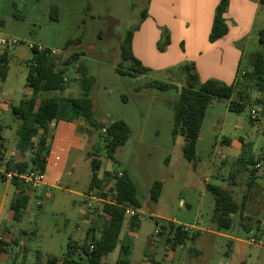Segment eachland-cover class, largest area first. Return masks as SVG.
Here are the masks:
<instances>
[{
	"label": "rangeland",
	"instance_id": "rangeland-1",
	"mask_svg": "<svg viewBox=\"0 0 264 264\" xmlns=\"http://www.w3.org/2000/svg\"><path fill=\"white\" fill-rule=\"evenodd\" d=\"M157 2L0 0V34L20 40L17 49L12 50L6 85L17 88L25 79L19 52L31 55L28 44H42L59 51V65L69 63L66 88L42 93V97H56L61 102L81 97L83 87L77 69L85 68L88 76L95 80L91 91L94 119L104 123L124 120L131 128L130 137L118 149V161L114 162L107 154L105 130L88 125L83 132L85 140L81 142L87 144V151L73 150L71 161H74L76 170L72 176L65 177L60 187H43L39 191L15 178L22 183L21 189L31 195V201L19 221H7L11 202L16 196L13 193L15 179L9 181L6 177L4 182H0V206H4L0 221L2 241L5 242L0 264H30L36 261L38 253L42 260L50 256L63 257L69 242L79 239V232L86 223L94 228V233L104 226V208L109 201L97 191H93L90 197L87 191L94 160L100 162L98 172L106 183L104 192H109L114 184L109 173L121 175L128 171L136 185L141 209L135 208L138 213L134 217L126 215L122 233L123 238L132 218L140 221L136 244L128 254L132 263L155 259L163 264H181L185 259L188 263L193 260L194 264H264V237H259L257 231H244L239 226V213L234 215V225L230 230H218L214 220L215 197L207 189L210 183L232 191L238 204H242L245 192L242 183L246 182L247 172L255 169V165L248 160L243 162L241 155L245 153L247 159L251 156L257 158L264 150V116L255 122L250 119L252 107L263 108L256 102L259 92L254 89L247 95L242 112L231 111L227 99H213L198 141L195 168L194 163L183 156L184 137L174 133V104L179 98V88L186 83L180 68L163 71L148 67L150 71L143 75H121L118 72V68L128 70L131 65L122 60L121 47L127 33L130 30L135 33L147 21H157V16L150 11ZM53 5L58 6V20L51 17ZM263 29L262 5L255 14L251 33L254 41L246 46L242 71L251 68L255 52L264 51L258 40V31ZM166 31L167 28L163 29L162 37L167 36ZM162 43L155 44L156 52L161 51ZM154 80L172 85L165 90L149 87L148 83ZM233 99L237 100L235 95ZM235 130L246 136L245 152L233 146L220 147V140L225 136L231 137ZM9 137L7 149L14 144L13 137ZM157 181L163 184V188L155 202L150 199V189ZM84 193L88 195L85 199ZM84 200L87 214L82 204ZM261 216L264 223V213ZM156 220L159 223L171 220L183 224L189 230L186 243L178 250L173 249L168 233L160 232ZM224 235L240 242L231 241ZM252 240L255 241L252 243ZM120 249L119 244L108 255L110 259L106 264L117 261Z\"/></svg>",
	"mask_w": 264,
	"mask_h": 264
},
{
	"label": "trees",
	"instance_id": "trees-1",
	"mask_svg": "<svg viewBox=\"0 0 264 264\" xmlns=\"http://www.w3.org/2000/svg\"><path fill=\"white\" fill-rule=\"evenodd\" d=\"M91 1V0H89ZM264 6V0H261ZM230 5V0H221L216 8L215 18L210 34V41L216 42L228 33L225 20V13ZM58 6L53 5L51 17L58 20ZM145 17V13L143 15ZM134 31L127 33L122 43V60L130 62L128 70L118 68L121 75L147 74L150 70L134 56L132 50ZM260 42L264 45V29L260 31ZM169 44L167 38L159 49L165 50ZM34 56L29 66L26 87L31 90L29 97L21 100L18 106L13 107L12 112L17 119V142L12 158L4 161V143L0 138V168L8 171L24 172L28 169L44 170L49 154L48 134L50 124L58 120H74L84 118L94 129L105 130V141L108 157L117 162L116 154L121 146H124L131 134V128L124 120H117L111 123L99 122L94 119V103L91 98V91L95 84L94 78L88 76L85 68H78L77 73L81 78L83 95L78 98H70L67 101H59L56 97H42V93L51 91H62L66 88V74L69 63L59 65L57 56L48 57L45 53L33 50ZM185 77V85L182 86L178 100L174 104V133H180L185 140L183 156L189 162L194 163L196 168L197 145L201 135L202 124L207 110L214 98L230 100L235 93L237 86L227 85L216 79H209L201 82L192 64L184 65L181 69ZM9 71V53L7 50L0 53V79L5 80ZM243 84L248 88L256 89L264 95V51L254 56L253 70L242 76ZM242 83V82H240ZM172 84L157 80L148 83L149 87H156L161 90L168 89ZM239 85V82L237 83ZM246 107V101H231L229 109L234 112H242ZM100 162L94 160L91 163V181L88 191H97L108 199L104 212L106 220L100 228L101 236H93L79 246L77 242L68 244L67 252L63 257L50 256L42 260L41 254H37L35 262L30 264H103V257L112 253L118 246L122 231L126 222L125 206H132L141 209V203L137 198V188L131 174L124 171L121 175L111 174L114 184L109 192L105 190V180L99 176ZM5 172L0 171V182L6 179ZM17 186L18 193L14 197L10 208V217L14 221L22 218L23 211L27 207L30 196L21 189L22 183L17 179L13 181ZM24 184V183H23ZM163 184L155 182L150 189V199L158 201L162 193ZM207 189L214 195L216 210L214 220L219 229H230L233 220L231 214L240 209V205L234 199L231 191L213 184H207ZM160 227L161 233H168V241L173 249L184 245L189 238L188 230L183 224L174 221L155 222ZM140 227V221L132 218L130 230L135 231ZM94 229L92 228L91 231ZM0 242V253L3 252V244ZM93 244V250L90 245ZM82 252L78 253V248ZM129 245H124L121 250V257L116 264H130L128 259ZM21 264H28L22 262ZM150 264H162L152 259Z\"/></svg>",
	"mask_w": 264,
	"mask_h": 264
},
{
	"label": "crops",
	"instance_id": "crops-1",
	"mask_svg": "<svg viewBox=\"0 0 264 264\" xmlns=\"http://www.w3.org/2000/svg\"><path fill=\"white\" fill-rule=\"evenodd\" d=\"M220 1L221 0H158L157 6L154 4L153 7L151 6L152 10L150 8L151 13L155 14L154 16H157V21H147L135 31L132 42L133 54L146 68H155L163 71H169L175 67L181 69L184 65L192 64L201 82H205L209 79H216L227 85L237 86L234 93L235 98L237 99L236 101H246L248 99L247 95L254 89L248 88L245 83L243 84L242 75H245L253 70L254 56L258 52L253 54V61L249 70L242 71L241 64L245 55L246 46L254 41L251 33L254 27L255 14L258 9L262 7L261 0H230L229 10L224 15L228 27V33L218 41L211 42L210 34L215 18L216 8L218 7ZM165 28L168 30L166 31L167 36L162 37V31ZM258 32V40L260 41V31ZM167 38L169 39V44L166 45L165 50L156 52L154 47L155 44L158 42H165ZM260 44L263 45L261 42ZM17 47L18 45L8 49L0 46V53L7 50L9 53L10 63L13 53L12 50H16ZM31 52V55L24 54L23 52H19L18 54L24 65L21 68L25 78L21 81L22 84L20 83L17 88H14L13 85H6L9 74L5 80L0 79V138L4 143L5 155L3 163L12 158L17 142L16 133L18 122L13 115L12 109L13 107L18 106L21 100L29 97L32 93L31 90L26 87L28 69L34 56L33 51ZM238 82L239 85H237ZM184 85L185 83L183 86ZM181 88H179V95ZM137 89L140 90V87H137ZM234 95L228 101H235L233 99ZM256 102L261 107L262 105L264 107V95L259 93V96L256 98ZM211 105L212 103L210 106ZM250 119L253 122L257 121L252 118L251 113ZM88 125L90 126L88 121L84 118H75L71 121L62 119L54 121L50 124L48 134L49 154L47 156V162L52 161L55 155H60L62 160L57 166L49 169V175L46 183L35 190L40 191L43 187H60L66 176L73 175L76 170V165L74 161H71V154L73 150H77L78 152L87 151V144L84 143L85 145H83L81 142L85 140L83 132L86 131L85 128L88 127ZM237 130H235L231 137H223L220 140V147L221 145H228L245 152L244 150L247 146L246 136ZM9 136L13 137L14 144L12 147H8L7 149L6 145L8 139L10 138ZM242 154L243 155L241 156L243 157V162L248 160L255 166L260 164L261 167L260 169L255 168L247 172L246 182L242 183V186H245L243 202L241 205L239 204V211L231 214V218L233 220L231 228L234 225V215L239 213L241 217L239 226L242 227L244 231L249 233L257 231V235L263 238L264 228H262V225L264 223H262L261 213H264V150L257 158L251 156L247 159L245 153ZM0 171L5 172L1 168ZM89 175L91 181V167ZM16 192L17 188L15 186L13 188V193L16 195ZM28 195L30 196L31 201V195L29 193ZM83 197L85 199L88 195L84 193ZM85 201L86 200H84L82 204L86 208L87 214L88 209L84 204ZM39 203L41 204V201ZM3 207L4 206L2 204L0 206V219H3ZM23 213L25 212L23 211ZM7 221H12L10 212H8ZM216 227L218 230H223L219 229L218 225H216ZM91 229L92 228L89 223H86V226H83V230L79 232V239L72 240L70 242H77L80 246L93 236L97 238L101 236V230H96L94 233V230L91 231ZM138 230L132 231L129 229L124 232L123 238L121 235V240L119 242L121 245L120 257L121 250L124 245H129L128 254L134 248L138 237ZM224 237L230 238L231 241L237 240L240 242V240L231 236L224 235ZM182 246L183 245L178 246L175 250H178ZM108 259H110L108 255L104 256L103 264H106ZM117 261L114 264H116ZM129 261L130 264H134L130 259ZM150 262L145 261L140 264H150ZM180 263L194 264L193 260L188 263L185 259H183Z\"/></svg>",
	"mask_w": 264,
	"mask_h": 264
},
{
	"label": "built area",
	"instance_id": "built-area-1",
	"mask_svg": "<svg viewBox=\"0 0 264 264\" xmlns=\"http://www.w3.org/2000/svg\"><path fill=\"white\" fill-rule=\"evenodd\" d=\"M19 43H20L19 39L9 38V37H6V36H3L0 34V46H2V47H5V48L14 47V46L18 45ZM28 47L31 51L36 50L40 53H45L48 57H55L59 53V51L47 48L42 44L30 43V44H28ZM250 113H251L252 118L257 120V119H259V117L261 115L264 116V107L261 109L252 108ZM61 160H62V158L60 155H55L53 157L52 161L47 162L44 170L28 169L24 172L8 171V172H5V175L7 177V180H9V181H13L15 178H19L27 186H30L32 188H38V187H40L46 183L48 175H49V169L51 167L57 166L61 162ZM260 167H261L260 164H257L255 166L256 169H260ZM93 194H94V192L91 191L89 196L92 197ZM137 213H138V211H136V209L134 207L125 206V214L127 216L134 217ZM159 228L160 227H158V229ZM156 232H159V230H157ZM2 239H3V237H2V233H1V227H0V242L2 241ZM254 241L255 240H252V243ZM93 248H94V245L91 244L90 250H93ZM77 251H78V253H81L82 248L81 247L78 248Z\"/></svg>",
	"mask_w": 264,
	"mask_h": 264
}]
</instances>
